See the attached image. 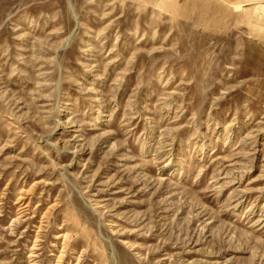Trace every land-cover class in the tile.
<instances>
[{
    "label": "rangeland",
    "instance_id": "rangeland-1",
    "mask_svg": "<svg viewBox=\"0 0 264 264\" xmlns=\"http://www.w3.org/2000/svg\"><path fill=\"white\" fill-rule=\"evenodd\" d=\"M0 264H264V0H0Z\"/></svg>",
    "mask_w": 264,
    "mask_h": 264
},
{
    "label": "crops",
    "instance_id": "crops-1",
    "mask_svg": "<svg viewBox=\"0 0 264 264\" xmlns=\"http://www.w3.org/2000/svg\"><path fill=\"white\" fill-rule=\"evenodd\" d=\"M221 1H224V2H226L228 4H233V3L239 2L241 0H221ZM245 5H247V4H244L243 6H245Z\"/></svg>",
    "mask_w": 264,
    "mask_h": 264
}]
</instances>
